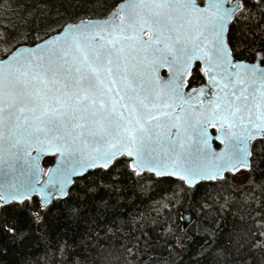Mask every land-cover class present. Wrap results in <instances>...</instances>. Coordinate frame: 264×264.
<instances>
[{"label": "snow or ice", "instance_id": "obj_1", "mask_svg": "<svg viewBox=\"0 0 264 264\" xmlns=\"http://www.w3.org/2000/svg\"><path fill=\"white\" fill-rule=\"evenodd\" d=\"M51 2L0 25V255L264 264V0Z\"/></svg>", "mask_w": 264, "mask_h": 264}, {"label": "trees", "instance_id": "obj_2", "mask_svg": "<svg viewBox=\"0 0 264 264\" xmlns=\"http://www.w3.org/2000/svg\"><path fill=\"white\" fill-rule=\"evenodd\" d=\"M26 5L27 7H25ZM38 6H43L42 0H0V25L9 29L15 27L19 31L28 30L34 21L43 25L45 18L43 13L39 12ZM57 6L58 0H52L49 4V7L53 9ZM203 82V80L198 81V83ZM43 164L46 168L48 167L46 159ZM169 195H171L170 192ZM161 199V195L157 194L155 200L150 203H155V201H160ZM161 211H163L162 208ZM193 221L195 222V216H193ZM124 233H127V229L124 230ZM125 234L114 238L113 242H115V239H119L126 243ZM35 244V240L26 241L22 246H13L9 242L8 247L4 250V254L0 255V264H21L23 258L34 251ZM42 256V250L36 253V258Z\"/></svg>", "mask_w": 264, "mask_h": 264}, {"label": "water", "instance_id": "obj_3", "mask_svg": "<svg viewBox=\"0 0 264 264\" xmlns=\"http://www.w3.org/2000/svg\"><path fill=\"white\" fill-rule=\"evenodd\" d=\"M162 74H163V73H162ZM45 159H46V158H45ZM43 163H44V160L42 161V165H43V167H44V168H45V170H46L47 168L44 166V164H43Z\"/></svg>", "mask_w": 264, "mask_h": 264}]
</instances>
